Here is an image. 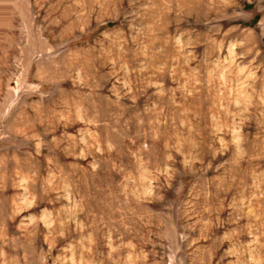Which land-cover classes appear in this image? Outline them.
<instances>
[{"label":"rangeland","instance_id":"374dc122","mask_svg":"<svg viewBox=\"0 0 264 264\" xmlns=\"http://www.w3.org/2000/svg\"><path fill=\"white\" fill-rule=\"evenodd\" d=\"M0 264H264V0H0Z\"/></svg>","mask_w":264,"mask_h":264}]
</instances>
